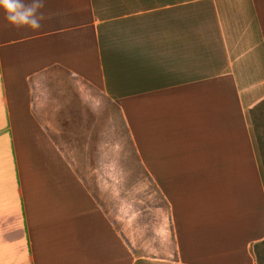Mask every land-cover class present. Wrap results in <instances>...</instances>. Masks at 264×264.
<instances>
[{
	"label": "crops",
	"instance_id": "1",
	"mask_svg": "<svg viewBox=\"0 0 264 264\" xmlns=\"http://www.w3.org/2000/svg\"><path fill=\"white\" fill-rule=\"evenodd\" d=\"M39 11L36 30L0 11V264H257L264 0H43ZM69 108L112 119L114 108L126 125L162 194L145 245L129 200L108 212L56 139Z\"/></svg>",
	"mask_w": 264,
	"mask_h": 264
},
{
	"label": "rangeland",
	"instance_id": "2",
	"mask_svg": "<svg viewBox=\"0 0 264 264\" xmlns=\"http://www.w3.org/2000/svg\"><path fill=\"white\" fill-rule=\"evenodd\" d=\"M55 79L49 77L45 82L54 88L57 83ZM76 96L71 94L67 98L70 100L67 101L70 106H78L80 99ZM112 111L113 119L105 112L94 115L88 108H69L66 114L61 116V132L55 128L53 133L56 139L61 141V145L67 147L71 159L84 166L82 171L86 180L92 185L96 182L99 184L97 188L91 186L92 191L99 202L107 207L108 212H111V205L121 197L129 200L128 213L133 215L135 222L139 219L140 241L145 245L144 242L152 237V234H160L161 228L154 230L153 212L161 204L162 194L154 187L149 174L140 170L141 163L128 129L118 111L114 108ZM251 124L258 163L264 179V100L251 111ZM109 179L114 183V188H107ZM142 249L147 250V247ZM255 251L256 259L257 251L260 254L257 264H264V245L257 246ZM146 255L154 254L147 252Z\"/></svg>",
	"mask_w": 264,
	"mask_h": 264
},
{
	"label": "clouds",
	"instance_id": "3",
	"mask_svg": "<svg viewBox=\"0 0 264 264\" xmlns=\"http://www.w3.org/2000/svg\"><path fill=\"white\" fill-rule=\"evenodd\" d=\"M43 0H0L4 20L15 28L39 29Z\"/></svg>",
	"mask_w": 264,
	"mask_h": 264
},
{
	"label": "trees",
	"instance_id": "4",
	"mask_svg": "<svg viewBox=\"0 0 264 264\" xmlns=\"http://www.w3.org/2000/svg\"><path fill=\"white\" fill-rule=\"evenodd\" d=\"M262 245H264V241L263 242H261L260 244H258L257 246H262ZM256 246V247H257ZM256 252V251H255ZM257 259L259 260L260 259V254H259V252L257 251Z\"/></svg>",
	"mask_w": 264,
	"mask_h": 264
}]
</instances>
